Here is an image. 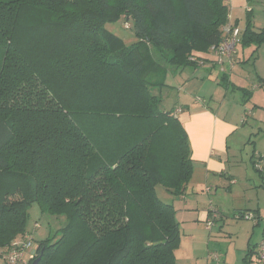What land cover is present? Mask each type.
<instances>
[{
	"label": "trees",
	"instance_id": "trees-1",
	"mask_svg": "<svg viewBox=\"0 0 264 264\" xmlns=\"http://www.w3.org/2000/svg\"><path fill=\"white\" fill-rule=\"evenodd\" d=\"M247 15L239 44L257 52L264 29ZM229 16L226 0H0V256L7 264L12 248L22 250L20 264H177L180 224L156 188L185 194L192 149L182 111L163 108L155 92L171 70L215 57ZM121 19L137 37L130 46L106 29ZM234 56L224 63L232 67ZM227 78L220 84L248 96ZM33 204L65 217L59 236L33 240ZM249 213L263 221L237 214Z\"/></svg>",
	"mask_w": 264,
	"mask_h": 264
},
{
	"label": "crops",
	"instance_id": "crops-1",
	"mask_svg": "<svg viewBox=\"0 0 264 264\" xmlns=\"http://www.w3.org/2000/svg\"><path fill=\"white\" fill-rule=\"evenodd\" d=\"M226 2L228 5H230L228 0H226ZM244 10L248 11L246 12V14L250 13V8L247 3L246 8ZM229 20L233 23L237 22L241 31H244L238 18H234V16H229ZM222 64L223 63L217 64L215 57H213L211 54L204 55V59H202L198 63L197 67H192L194 73L188 72L189 74H191L190 81L183 79L182 75L178 76L179 73L188 74L186 71L187 68L181 70H171L170 72H168L165 78V84L167 85V87H173L170 83H174L177 86L181 87V96L185 95V92L183 91L184 88L192 84L195 86L200 85L202 86V89L207 84L213 86L214 84L216 85L212 93H210V89L207 88V94L200 96L199 93L201 92H197L195 96H189L190 98H188L193 102H185L184 105L179 100L176 102V108H173L175 109V111L178 109L182 111L178 114L177 117L183 123L190 139L194 173L184 195L176 196L166 190L167 193H164L166 195V200H160L174 207L176 211L177 221L180 214L184 217V222H180V220L178 221V223L180 224L181 231L182 223L193 224L192 228H194L195 231H202L205 234L206 232H213V229L215 228L220 230L222 226L224 228L221 229V232L224 229L226 230V226L228 225L230 220H227L224 215V212L220 209L219 205L225 200H231L232 198H235L232 196H234L233 194L236 193L238 190L236 189L238 185L236 181V176L239 175V173H236L230 169L231 156L232 154L237 156L239 151L242 150L245 143H249L251 141V135H249V133L246 132L245 129H241L239 127L238 111H236V114H234L233 116H228L229 113H225L224 115H222L223 111L226 110V98L230 93L229 89H232L226 88L225 86L220 84L223 75H226V77H228L226 80H228L229 83L232 84L230 76L231 73L229 71L231 67L228 63H226L228 67L225 63V66ZM223 67H226L229 70L226 68L223 69ZM167 87H164L162 90ZM222 87L226 88L225 94L223 93ZM238 88H240V86H238ZM161 91H156V95L157 93L160 94ZM243 95L247 96L246 94ZM218 96L224 98L221 100L218 98ZM187 110L189 113L185 115V118H181V116L186 114L185 112ZM243 121L245 120H242V123ZM258 147L259 145L255 142L253 148L256 149ZM260 157L263 158L262 161L264 162V155L261 154V152H257L254 150L250 157V163L252 167L253 160ZM195 166L198 172H196ZM253 169L256 172L258 171L254 167ZM258 172L257 173L261 175V178L263 180L262 185L264 187V172ZM197 177H199V179H197ZM223 181H225L227 184L225 185ZM160 187L161 185L156 188V191ZM223 188H226V190L231 193L229 195L223 193L221 191L223 190ZM220 193L223 194V196L225 197H217L218 195H220ZM236 198V200H239L240 205L243 206L238 207L236 210H234L233 213L254 212L259 214V216L263 218L262 216L264 215L262 209L260 208V204L256 206V209H252L250 206H247L251 205V203L247 204L245 197ZM204 200H206L205 205ZM214 211L217 212V214ZM215 214L217 216L219 215L216 221H214L213 219ZM236 214L237 213H235L234 216ZM213 221L214 224L211 226V228L208 229L207 225L209 223H212ZM227 228L230 231L236 232L239 227L236 225ZM258 228L261 230L259 234L260 239L259 241L255 240V242H253L255 236L257 235L256 232H258ZM263 232L264 223L263 221H261L258 224L249 226L245 234V244L243 247H241V251L245 254V258L247 253L253 249V257L251 258L252 264H256V252L258 249V245L262 240ZM236 233L237 234L234 238H236V241H239L241 234L239 232ZM207 237L208 234L205 235V238L202 243L205 246H207ZM189 240L191 241L192 250L190 248L189 252L185 254L183 253V240L181 238V246L176 252L177 264H205L204 260H202L200 256L196 254L197 257L195 259L194 255L196 253V250L198 249V245H200V242H198L196 245L194 242V237L191 234L189 235ZM238 248L240 247L236 245L235 249ZM179 253L183 255L181 259L179 258ZM222 253H224V250H222ZM229 254L232 255L230 252V247L226 250L225 254H220V260H216L214 259V257H212V259L210 258L211 261L209 260L207 264H210V262H214L215 264H236V261L234 259H230Z\"/></svg>",
	"mask_w": 264,
	"mask_h": 264
},
{
	"label": "rangeland",
	"instance_id": "rangeland-1",
	"mask_svg": "<svg viewBox=\"0 0 264 264\" xmlns=\"http://www.w3.org/2000/svg\"><path fill=\"white\" fill-rule=\"evenodd\" d=\"M228 1L230 4V16L238 18L243 29L246 26L248 17V15L246 14L247 11L244 10L246 8V3L250 8V13L252 14L251 18L253 20L255 29L257 31L259 29H264V0ZM126 22L127 21L125 19H121L118 22L107 24L106 29L121 38L126 46H130L137 42V37L135 36L132 29L128 30L125 28ZM128 23L132 25L131 21H128ZM224 27L225 26H223V28ZM255 51V46L244 47L243 45L238 44L236 47V54L233 59L234 64L233 67H231L232 70L223 67V69L226 68L230 71L232 84L237 87L240 86V88L242 87V89L245 88L247 91H249V94L248 96H244L243 93L239 90L229 89L230 93L226 98V110L223 111L222 115H224L225 113H229L228 116H233L234 114H236V111H238L239 127L241 129H245V131L248 132L249 135H251V141L249 143H245L242 150L239 151L237 156L233 154L231 156L230 169L236 173H239V175L236 176V181L238 184L236 189L238 190L233 194L234 196H232L235 198H232L231 200H225L219 205L220 209L224 212L225 217L227 218V220H230V222L226 226V230L224 229L222 232L221 229L224 228L223 226L220 230L215 228L213 229V232H206V234H208V237L206 239L207 246L202 244L206 235L204 232L195 231V229L192 228L193 224L182 223L181 237L183 240V253L187 254L191 248V241L189 240V235L191 234L194 237V242L196 245L198 242H200V245H198V249L194 254L195 259L198 255L202 258V260H204L205 264H207L210 258L212 259L214 255L225 254L226 250L229 247L232 254H229L230 259H234L236 261V264H246L243 262L245 254L241 251V247H243L245 244L244 237L248 230V227L255 225V222L250 220L235 219L234 214L238 212L233 213L234 210H236L238 207L243 206L240 205L239 200H236V197H245L246 203H251V205L247 206H250L252 209H256V206L260 204V208L262 209L264 215V187L262 185L263 180L261 178V175H259L260 173L258 172V174L253 169L250 163V157L254 150L257 152H261V154L264 155V80H262L264 79V44L258 49L257 52ZM186 71L187 73H194L192 67H188ZM181 75L183 79L190 81L191 74H178V76ZM170 84L173 87H167L162 90L160 94L157 93L158 97L161 98V106L167 110L176 108V102L179 100L184 105L185 102H193L192 100L188 99L190 98L189 96L193 97L197 94V92H201L199 93L200 96L207 94V88H209L210 93H212L216 86L215 84L214 86L207 84L202 89V86H195L192 84L184 88L183 91L185 92V95L181 96V87L177 86L174 83ZM222 89L223 93L225 94L226 88L222 87ZM218 98L222 100L224 97L218 96ZM185 113L186 114L181 116V118H185V115L189 113L188 110ZM242 120L245 121H243L242 123ZM255 142L259 145V147L256 149L253 148ZM196 172H198L197 168ZM197 179H199V177H197ZM223 182L225 185L227 184L225 181ZM226 188H223V190L221 191L229 195L231 192L229 193ZM157 191L160 199L166 200V195L164 194L167 193L166 188L161 186L157 189ZM217 197L225 196L220 193V195H218ZM205 204L206 200H204V205ZM262 217L264 221V216ZM179 220L180 222L185 221L184 217L181 214L178 217V221ZM65 224V217H55L47 213H43L38 204H33L29 209L28 229L31 231L33 240H35V242H42L47 239L54 238L56 235L59 236V230L64 227ZM36 225H39V227L35 228ZM236 225L239 227L236 232H239L241 234L239 241H236V238H234L237 233L234 231H230L227 228ZM257 231V235L255 236L253 242H255V240L259 241L260 239L259 234L261 230L258 228ZM236 245L240 248L235 249ZM222 250H224V253H222ZM182 256L183 255L179 253L180 259ZM0 264H7L6 260L2 256H0ZM210 264L215 263L210 262Z\"/></svg>",
	"mask_w": 264,
	"mask_h": 264
},
{
	"label": "built area",
	"instance_id": "built-area-1",
	"mask_svg": "<svg viewBox=\"0 0 264 264\" xmlns=\"http://www.w3.org/2000/svg\"><path fill=\"white\" fill-rule=\"evenodd\" d=\"M222 30L224 31V34L223 41L221 42L220 46L218 48H211V52L218 59V64L224 63L225 59L229 61V59H232L233 55L236 54V47L240 42V34L242 32L240 27L235 26L233 22H230V20ZM231 65L233 66V63H231ZM255 168L260 172H264V162L259 159L255 165ZM215 213L217 214V212ZM216 214L214 215V218L216 217ZM235 219H246L254 221L255 223L259 222L258 217L252 213L243 215L237 214L235 216ZM211 226L212 223H209L207 225L208 229ZM33 247L34 245L31 241L26 243V249L32 251ZM12 249V251H10V254L7 256V261L10 264H20L22 258V250L18 251L14 248ZM256 264H264V234L256 252Z\"/></svg>",
	"mask_w": 264,
	"mask_h": 264
},
{
	"label": "water",
	"instance_id": "water-1",
	"mask_svg": "<svg viewBox=\"0 0 264 264\" xmlns=\"http://www.w3.org/2000/svg\"><path fill=\"white\" fill-rule=\"evenodd\" d=\"M40 261V259H37L35 262H33V264H38Z\"/></svg>",
	"mask_w": 264,
	"mask_h": 264
}]
</instances>
